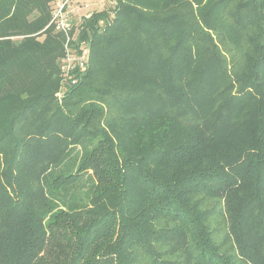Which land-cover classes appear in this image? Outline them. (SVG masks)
<instances>
[{
  "label": "trees",
  "instance_id": "obj_1",
  "mask_svg": "<svg viewBox=\"0 0 264 264\" xmlns=\"http://www.w3.org/2000/svg\"><path fill=\"white\" fill-rule=\"evenodd\" d=\"M13 1L0 264H264V0L83 13L68 44L87 39L89 64L61 96L65 34L39 32L46 0Z\"/></svg>",
  "mask_w": 264,
  "mask_h": 264
},
{
  "label": "built area",
  "instance_id": "obj_2",
  "mask_svg": "<svg viewBox=\"0 0 264 264\" xmlns=\"http://www.w3.org/2000/svg\"><path fill=\"white\" fill-rule=\"evenodd\" d=\"M56 1L53 3L50 20L46 28L51 25L56 31L68 34L71 28L75 27L76 18L80 20L82 15L78 13L81 0H60L58 3ZM114 4L115 0H113V6ZM89 15V13H85V18L89 17ZM100 25H103V20L100 21ZM75 31V35H77L78 30ZM89 58L90 43L87 39L82 38L76 47L66 43L59 60L60 92L64 93L70 85H74L77 82V75L79 72L86 70ZM58 95L61 96L62 94L58 93Z\"/></svg>",
  "mask_w": 264,
  "mask_h": 264
},
{
  "label": "rangeland",
  "instance_id": "obj_3",
  "mask_svg": "<svg viewBox=\"0 0 264 264\" xmlns=\"http://www.w3.org/2000/svg\"><path fill=\"white\" fill-rule=\"evenodd\" d=\"M17 1H19V0H14L13 1V6H12V10L14 9V7H15V5H16V3H17ZM24 1V0H23ZM56 0H46V3H47V6H48V11L49 10H51V8L53 7L52 5H53V3L55 2ZM60 0H57L56 2L58 3ZM89 1L90 0H85V2H84V4H83V0H81V4H80V7H79V9H78V13L79 14H85V13H91L92 11H97V10H99V9H104V8H107L108 6H113V0H93L92 2H91V4H89ZM83 6H85V8L83 9ZM10 11H11V7H10ZM38 10H36V12H37ZM36 15V13H34L33 15H32V18L34 17ZM28 18L30 19V14L28 15ZM80 20L78 19V18H76V24H78V22H79ZM48 24V23H47ZM46 24V25H47ZM46 25L42 28V29H40L39 30V32H41V31H44L45 30V28H46ZM76 26V25H75ZM75 28V27H74ZM73 28V29H74ZM39 32H37V33H39ZM75 30H74V32H70V33H68V34H65V39H64V43H63V50H64V47H65V45H66V43H68V41H70L71 39H73L74 37H75ZM37 33H33V34H31V35H34V34H37ZM67 36H69V37H67ZM59 91V93H60V95L62 94V92H60V90H58Z\"/></svg>",
  "mask_w": 264,
  "mask_h": 264
},
{
  "label": "crops",
  "instance_id": "obj_4",
  "mask_svg": "<svg viewBox=\"0 0 264 264\" xmlns=\"http://www.w3.org/2000/svg\"><path fill=\"white\" fill-rule=\"evenodd\" d=\"M93 0H90L89 1V4H91V2H92ZM84 2H85V0H83V4H84ZM85 8V6H83V9Z\"/></svg>",
  "mask_w": 264,
  "mask_h": 264
}]
</instances>
